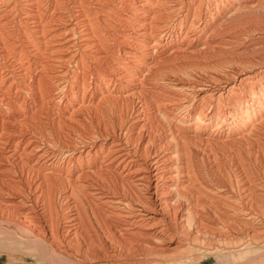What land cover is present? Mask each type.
Returning <instances> with one entry per match:
<instances>
[{"label":"bare ground","instance_id":"6f19581e","mask_svg":"<svg viewBox=\"0 0 264 264\" xmlns=\"http://www.w3.org/2000/svg\"><path fill=\"white\" fill-rule=\"evenodd\" d=\"M7 2L2 235L51 264L197 252L248 229L259 246L264 181L233 157L264 164V0ZM247 19L262 22L241 35ZM226 245L233 264L264 256V240Z\"/></svg>","mask_w":264,"mask_h":264},{"label":"rangeland","instance_id":"374dc122","mask_svg":"<svg viewBox=\"0 0 264 264\" xmlns=\"http://www.w3.org/2000/svg\"><path fill=\"white\" fill-rule=\"evenodd\" d=\"M1 1V0H0ZM4 1V2H3ZM3 1H1L0 2V10H2V11H0V13H5L6 12V14H5V16H9L10 17V13H9V6L10 5H12L11 3H9L8 4V2H7V0H3ZM2 2H3V5H2ZM6 4V5H5ZM8 5V6H7ZM5 7V8H4ZM10 14V15H9ZM2 16H4V15H2ZM4 16V17H5ZM7 16V17H8ZM10 20L12 21V18H10ZM259 22H262V21H260L259 19H247V20H245V21H242V23L244 24L245 23V28H244V26H242V27H240V28H242V30H239V31H241L240 33H241V35H247V34H249V32L248 33H246V31L249 29V25L251 24V25H255V24H257V23H259ZM262 23H264V21L262 22ZM258 25V24H257ZM239 28V29H240ZM248 28V29H247ZM244 30V31H243ZM245 33V34H243V32ZM230 32H232V31H230ZM55 93H54V96L56 97V96H59V94H61V92H59L58 93V91H54ZM56 93H58V94H56ZM82 96V95H81ZM80 97V96H79ZM81 98V97H80ZM79 100V99H78ZM110 112H111V110H110ZM105 113V117L104 118H107V116H112L113 114L112 113ZM110 117H108V118H110ZM107 118V119H108ZM106 119V120H107ZM56 130V129H55ZM237 155V156H236ZM243 155V156H242ZM244 154L242 153V154H234V160L236 159V160H238L237 162H240L241 163V165L242 164H246L247 162H249L248 163V167L249 168H246L247 170H246V172L247 173H250V174H247L249 177H251V179L256 183V184H260V182H261V180H263L264 181V177H263V171H264V164H263V161L261 162V161H256V162H254V160L252 159V161H250V160H247L246 158L247 157H245V159H244ZM207 159V158H206ZM205 159V160H206ZM235 160V161H236ZM244 160V161H243ZM237 162H234V164L232 165V166H235L236 168H241L240 166V164H238ZM254 162V163H253ZM235 163H237V164H235ZM251 164H253L252 165V167L250 168V166H251ZM256 166H255V165ZM259 164H261V165H259ZM222 165V164H221ZM259 165V166H258ZM231 166V167H232ZM239 166V167H238ZM261 166V167H260ZM254 167V170L252 169ZM239 169H237V172L239 173L240 172V170ZM249 169V170H248ZM251 169V170H250ZM256 169H257V171H256ZM208 170V169H207ZM252 173H251V172ZM255 172H256V174H255ZM260 172H261V174H260ZM240 174H242V173H240ZM253 174H255L254 176H253ZM252 175V176H251ZM258 177H259V179H258ZM263 177V178H262ZM254 178V179H253ZM256 178V179H255ZM257 180V181H256ZM262 181V182H263ZM259 182V183H258ZM254 199H256V198H254ZM257 200V199H256ZM255 205L257 204V203H254ZM254 205V206H255ZM2 211L0 210V213H1ZM9 213L8 212H5V215L7 216ZM261 216H263V215H261ZM261 216H257L256 218H258V220L257 221H254V223H256V224H260V225H264V216L263 217H261ZM240 218V217H239ZM242 218V217H241ZM240 218V219H241ZM263 218V219H262ZM262 219V220H261ZM259 220H260V222H259ZM258 222V223H257ZM250 230L251 229H248V230H245V231H242V233H241V231H240V234L242 235L243 234V237L242 238H240V236H238L239 238H238V241H235L236 243H234L233 241H231V242H227V243H232V246H240L241 248H245V246H249L250 248H253V251L254 252H258V250H259V246H260V243H262L263 242V240H264V227L261 229V230H256V233H257V236H256V238L259 240L258 242H255V243H257L259 246H256L255 247V245L251 242V237L249 238V235L251 234V232H250ZM260 233H262V234H260ZM246 234V235H245ZM260 236H259V235ZM248 235V236H247ZM259 236V237H258ZM9 237V236H8ZM8 237H6L5 235H2V232H0V240H2L3 242L4 241H6L5 242V244L2 242V241H0L1 243H0V264H49V262H50V264H51V261H49V256H48V254H46L45 253V251H44V253H43V251L41 250L42 248L40 247V245H32V244H30V246H29V244H26V245H20V247H18L16 244V246H14L13 245V243H15V241L16 240H13V239H11L10 237L8 238ZM261 237V238H260ZM8 238V239H7ZM218 239H219V237L217 238V239H215V240H213V239H205V243L203 242V240H204V236H201V241L204 243V245H203V247H202V245L201 244H199V245H201V247H202V249L199 251H195L194 252V250L192 251H186L185 253H178V255H181V256H183L182 258H184L185 260H183L184 262H189V261H191V260H193L194 258L196 259V258H201V264H233L234 263V261H232L233 260V258L234 259H236L235 257H232L233 256V252H236L235 250H229L228 252H230V254H228V256L230 257H224V258H222V256H221V252L222 251H224L225 250V252H227L226 251V248H227V243L226 242H224L225 240H224V238L223 239H219L220 241H219V243H218ZM8 240V241H7ZM11 240V241H10ZM12 240H13V242H12ZM212 240V241H211ZM217 240V241H216ZM242 240V241H241ZM207 241H208V244H207ZM221 241H223V242H221ZM10 243V244H8V243ZM210 242V243H209ZM212 242H214V244L212 243ZM238 242V243H237ZM241 242V243H240ZM247 242V243H246ZM217 243V244H216ZM225 243V244H224ZM206 244V245H205ZM240 244H242L243 245V247H242V245H240ZM246 244V245H245ZM249 244H251V245H249ZM28 245V249H29V251L27 252V250H25V249H27L26 248V246ZM220 245H221V247H220ZM21 246H23V247H25L24 248V250H22V249H20V248H22ZM12 247V248H11ZM210 247H213V248H210ZM219 247V248H218ZM8 248V250L5 252L4 250L5 249H7ZM16 248V249H15ZM30 248L31 249H33L34 251H32V250H30ZM35 248H36V251H37V248L39 249L38 251H37V253H39V254H37V253H35ZM41 248V249H40ZM204 248V249H203ZM258 248V249H257ZM3 249V250H2ZM18 249V250H17ZM215 249H216V251L217 252H215ZM220 249V250H219ZM257 249V250H256ZM203 250H205V251H203ZM207 250V251H206ZM208 250H210V251H208ZM214 252H213V251ZM218 250H219V252H218ZM240 250V249H239ZM3 251V252H2ZM8 251H11V252H8ZM14 253H13V252ZM23 251H25L26 253H24ZM32 251V252H31ZM41 251V252H40ZM203 251V252H202ZM232 251V252H231ZM18 252V253H17ZM21 252V253H20ZM24 254H23V253ZM31 252V253H30ZM261 254H263V252L264 251H259ZM33 253V254H32ZM202 253V254H201ZM217 253H219V254H217ZM232 253V254H231ZM23 254V255H22ZM32 254V255H31ZM38 256H37V255ZM40 254H41V257H40ZM44 254V255H43ZM175 253H163V252H161V253H159V252H157V253H155V254H152V255H148L147 253H135V252H132L131 254H130V256L128 257V256H124V257H121V258H117V259H121V260H110V261H107V262H105V260H101V258L99 259V258H96V255H94L93 256V254L91 255V256H89V259H91V260H89L88 259V261H86V262H84V264H180L179 262H177V261H179L180 259H182L181 258V256H178L177 254H175ZM187 254V255H186ZM193 256H192V255ZM35 259H33L31 256ZM220 255V256H219ZM230 255H232V256H230ZM235 255V254H234ZM251 255V254H250ZM47 256V257H46ZM178 256V257H177ZM196 256V257H195ZM209 256V257H208ZM252 256V255H251ZM9 257H11L12 258V260H11V258H9ZM15 257V258H14ZM36 257H38V258H36ZM187 257H190V258H187ZM204 257V258H203ZM256 257H257V255L254 257V256H252L251 258V260L249 259V261H247V262H245L244 260L243 261H241V263L240 264H260V262H263L264 261V256H261L262 257V259L260 258V257H257V259H256ZM21 260H20V259ZM28 258V259H27ZM231 258H232V260H231ZM255 258V259H254ZM14 259V260H13ZM23 259V260H22ZM48 259V260H47ZM38 260V261H37ZM94 260V261H93ZM95 260H97V261H95ZM188 260V261H187ZM197 260V259H196ZM246 260V259H245ZM41 261H43V262H41ZM47 261H49V262H47ZM90 261H93V262H90ZM101 261V262H100ZM205 261V262H204ZM88 262V263H87ZM245 262V263H244ZM252 262V263H251ZM190 264H193V263H191V262H189ZM194 264H199V263H197V262H195Z\"/></svg>","mask_w":264,"mask_h":264}]
</instances>
